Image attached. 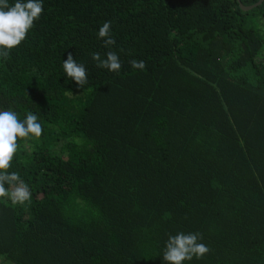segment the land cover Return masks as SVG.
I'll use <instances>...</instances> for the list:
<instances>
[{
  "label": "trees",
  "instance_id": "obj_1",
  "mask_svg": "<svg viewBox=\"0 0 264 264\" xmlns=\"http://www.w3.org/2000/svg\"><path fill=\"white\" fill-rule=\"evenodd\" d=\"M260 1L43 0L0 60V110L43 127L18 139L32 196L0 198V264H166L177 232L210 249L188 264H264V2L242 8Z\"/></svg>",
  "mask_w": 264,
  "mask_h": 264
},
{
  "label": "clouds",
  "instance_id": "obj_2",
  "mask_svg": "<svg viewBox=\"0 0 264 264\" xmlns=\"http://www.w3.org/2000/svg\"><path fill=\"white\" fill-rule=\"evenodd\" d=\"M43 0H0V60L7 59L10 51L26 40L34 22L38 21L43 12ZM98 36L103 43H116L111 35V22L105 21L98 29ZM98 67L110 72L121 70V61L115 51H108L105 58L99 53L92 54ZM133 68L143 70L142 60H132ZM63 70L68 78L75 81L79 88L88 83L87 69L78 63L71 54L63 61ZM43 133L42 123L38 115L28 112L23 119L11 108L0 110V198H9L13 203L24 204L30 201L32 193L29 185L23 181L17 172L10 171L12 161L18 151V139L38 140ZM14 186L13 191L6 188ZM202 241L200 233L177 232L169 235L162 249V258L166 264H188L193 258L199 260L210 251Z\"/></svg>",
  "mask_w": 264,
  "mask_h": 264
},
{
  "label": "water",
  "instance_id": "obj_3",
  "mask_svg": "<svg viewBox=\"0 0 264 264\" xmlns=\"http://www.w3.org/2000/svg\"><path fill=\"white\" fill-rule=\"evenodd\" d=\"M240 2V1H239ZM264 2V0H261L260 3L257 5V6H254V7H243L242 8L245 10V11H250L256 7H258L259 5H261L262 3Z\"/></svg>",
  "mask_w": 264,
  "mask_h": 264
}]
</instances>
